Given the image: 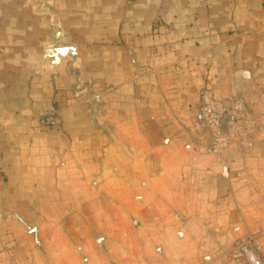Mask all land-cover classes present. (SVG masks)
<instances>
[{
    "label": "crops",
    "instance_id": "0c3cea01",
    "mask_svg": "<svg viewBox=\"0 0 264 264\" xmlns=\"http://www.w3.org/2000/svg\"><path fill=\"white\" fill-rule=\"evenodd\" d=\"M54 25L75 50L58 62L46 55ZM204 88L264 113V0H0V264L81 250L65 225L81 217L66 215L48 176L58 169L114 173L119 154L116 173L143 176L138 203L153 206L200 191L215 207L241 189L244 161L264 157V118L249 143L201 156L192 125ZM54 110L57 125L43 126Z\"/></svg>",
    "mask_w": 264,
    "mask_h": 264
},
{
    "label": "rangeland",
    "instance_id": "374dc122",
    "mask_svg": "<svg viewBox=\"0 0 264 264\" xmlns=\"http://www.w3.org/2000/svg\"><path fill=\"white\" fill-rule=\"evenodd\" d=\"M54 28L55 37L46 50L47 57L58 62L60 56H74V48L66 46L57 26ZM92 98L95 100L94 94L86 99L90 102ZM234 98L245 104V112L238 117V126L228 130L232 141L221 155L204 152L209 140L198 141L192 125L196 152L201 156L222 158L233 145L249 143L262 130L264 113L256 111L243 98ZM48 118H53L55 124L48 125ZM57 120L54 110L41 123L51 127L57 125ZM133 161L129 167L136 164ZM114 163V173L102 166L95 172L62 168L48 175L60 183L59 195L65 200L66 215L81 217V222L65 224L75 227V233L70 234L80 236L81 250L60 256L59 262L50 257L49 264H248L244 259L234 258L231 251L251 236L256 237L261 247L259 258L264 264V157L244 161L252 169L243 178L244 185L239 190L219 192L222 195L215 207L204 205L211 202V195L200 191L192 192L190 200L178 196L182 192H174L173 200L167 198L161 205L153 206V199L148 196L138 203V196L147 193L138 191L143 176L116 173L121 166H127L119 154ZM223 171L227 179L224 165ZM89 239L97 242L95 252L84 253V243L87 247ZM35 259L41 264L39 256Z\"/></svg>",
    "mask_w": 264,
    "mask_h": 264
},
{
    "label": "built area",
    "instance_id": "2783aa9c",
    "mask_svg": "<svg viewBox=\"0 0 264 264\" xmlns=\"http://www.w3.org/2000/svg\"><path fill=\"white\" fill-rule=\"evenodd\" d=\"M244 112L245 104L240 99L231 98L228 102H224L215 98L208 88L202 89L199 112L193 128L198 141L203 142L205 138L209 140L204 152L221 155L226 151L232 141L228 130H233L238 126V117ZM47 124L54 125L53 118H48ZM1 163L2 154L0 152ZM260 249L256 237L251 236L245 243H237L231 253L234 258L244 259L248 264H262L259 258Z\"/></svg>",
    "mask_w": 264,
    "mask_h": 264
}]
</instances>
